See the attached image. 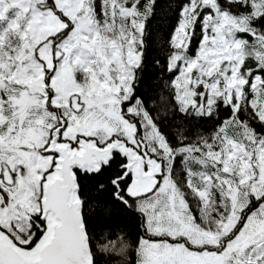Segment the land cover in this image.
<instances>
[{
    "label": "snow or ice",
    "instance_id": "obj_1",
    "mask_svg": "<svg viewBox=\"0 0 264 264\" xmlns=\"http://www.w3.org/2000/svg\"><path fill=\"white\" fill-rule=\"evenodd\" d=\"M167 7L150 101L158 0H0V264H264V0ZM82 176L137 214L131 248L93 236Z\"/></svg>",
    "mask_w": 264,
    "mask_h": 264
},
{
    "label": "trees",
    "instance_id": "obj_2",
    "mask_svg": "<svg viewBox=\"0 0 264 264\" xmlns=\"http://www.w3.org/2000/svg\"><path fill=\"white\" fill-rule=\"evenodd\" d=\"M158 4L157 17L152 21L149 29V58L146 59L145 67L140 74L137 87L138 94L150 101L158 100L161 96H167L162 83V78L167 79V74L162 73L154 65L153 59L159 51L162 40L167 36L175 23L173 12L167 7L168 0H158ZM158 111L159 118L166 129H172L177 126L182 128L183 124L179 125V121H183L184 125L192 133H207L213 127L212 122L207 120L185 119L178 113L173 115L170 105L167 111L164 110L163 102H161ZM177 172L180 178L183 179L182 170L177 168ZM99 180L100 178L93 176H82L80 180L84 187L85 199L87 201L84 211L88 218L90 231L94 237L106 236L108 239H115L117 235L123 233L126 240L130 237L132 241H135L140 234L137 214L111 199L109 195L110 190L97 192L95 186L99 183ZM118 260L119 257H102L100 264H116Z\"/></svg>",
    "mask_w": 264,
    "mask_h": 264
},
{
    "label": "clouds",
    "instance_id": "obj_3",
    "mask_svg": "<svg viewBox=\"0 0 264 264\" xmlns=\"http://www.w3.org/2000/svg\"><path fill=\"white\" fill-rule=\"evenodd\" d=\"M121 235H124L123 233H121ZM125 244L129 247V248H131V246H132V240H131V238L129 237V238H127V240H125Z\"/></svg>",
    "mask_w": 264,
    "mask_h": 264
}]
</instances>
